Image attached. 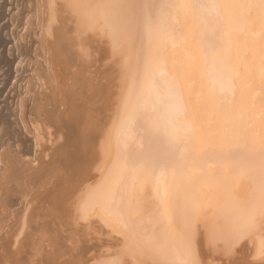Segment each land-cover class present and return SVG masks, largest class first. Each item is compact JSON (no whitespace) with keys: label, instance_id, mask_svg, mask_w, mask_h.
Instances as JSON below:
<instances>
[{"label":"bare ground","instance_id":"6f19581e","mask_svg":"<svg viewBox=\"0 0 264 264\" xmlns=\"http://www.w3.org/2000/svg\"><path fill=\"white\" fill-rule=\"evenodd\" d=\"M33 1L18 113L51 144L37 167L3 158L0 264L264 262V0Z\"/></svg>","mask_w":264,"mask_h":264},{"label":"rangeland","instance_id":"374dc122","mask_svg":"<svg viewBox=\"0 0 264 264\" xmlns=\"http://www.w3.org/2000/svg\"><path fill=\"white\" fill-rule=\"evenodd\" d=\"M29 1H33V0H0V134L2 135V136L0 135V180L1 179L3 180L4 178H6V173H4L6 159L4 161L3 158H7V156L10 155V153H14V152L16 153L18 151V146L21 145V148H19V150H22L23 154H24V155L23 154L21 155V161H24V160L28 161V162H30V166L37 167L39 164L42 165V164H44V161L46 162L48 160V159H43V153H42V155H40L39 151H41L42 149H44V147L51 144V143L47 142V143H49L47 145V143L45 142V141H47L48 138L46 136L45 131L43 130L44 129L43 127H39L40 128L39 129L40 133H39L38 130L35 129V125L32 122L31 123L28 122V124L30 126H27L28 125L27 123H25L23 125L22 123H20V120H19L20 114L18 113V110H19L18 104H19L20 100H22V98L25 96L24 90H26L25 89L26 82L28 80H30V77H33L35 75L34 74L35 72L33 70L34 68H32L33 71L29 69L30 63L28 66H26L27 59L19 56V54L17 53V45L20 42L22 43V41L20 40V37L24 34V31H25L24 29L26 26L27 19H29L31 16V14L28 13L29 9H30V5H28L30 3ZM34 1H35V3H34L35 7H38V6L40 7V3H42L41 5L43 6V0H34ZM27 2H29V3H27ZM142 2H144V0H142ZM156 8H157V6H156ZM152 10L153 11L155 10V5L152 6ZM13 31H14V36H12ZM36 37L34 38V41L38 40L39 35H37ZM17 38H19V39L17 40ZM90 39H91V41L94 40L93 46H95L97 48V52L95 54V57L91 59L92 61H95L94 62L95 68H96L95 75H96V72H98L97 77L99 79H101L100 82H102V83L105 82L108 79V77H110V79L107 82H111V84L114 85L113 94H114V97L116 99L117 90L119 88V82L122 80V78L120 76L118 67L115 65V60H114L113 56L112 57L110 56V54H107V56L105 57V53L101 49L102 48L108 49V44L105 45L103 42L100 41L101 38H100L99 34H97V33L91 34ZM107 52H109V50ZM43 54H44V57H43ZM41 55H42V58H45V59H43V67H44L43 70H45L46 72L49 71L48 73L50 74L49 67L51 64L46 61L47 60L46 58L48 56H47L46 52H44V51H42ZM33 61L35 62L34 56H33L32 61H31V65L34 66L35 63ZM45 64H47L48 66ZM35 66L34 67L37 68V65H35ZM39 66L41 67V65H38V68H39ZM188 76H190V74ZM191 76L188 78H191ZM196 77H197V75H196ZM196 77L194 76L195 80L193 81L194 83H192L194 85H195V83H199V80H200L199 79L197 82L198 77L197 78ZM33 78L35 79V81L32 80L31 82L34 85H36L34 88H35V90H37V89H39V88H37V86H39V84H38L37 78H35V77H33ZM246 78H249V75ZM246 78L245 77L242 78V79H244V82H245V84L243 82L244 86H246V84H247ZM255 79H256V77H254V80ZM254 80H253V77L250 76V80H249L248 84H251V86L247 84L248 87L251 89L253 87V84H254V88H252V90L255 89L258 91V93L260 92L261 89L264 91V86L260 87L261 89L258 88V85H261V84L260 83L257 84V81L255 80L256 81L255 82ZM257 80H258V78H257ZM191 82H192V80H191ZM255 84H256V86H255ZM262 84L264 85V83H262ZM196 85H198V84H196ZM45 93L47 94V92H45ZM79 103L81 104V106H84L83 100H82V102H79ZM116 110H117V106L115 104L114 111H116ZM25 127L26 128L30 127L29 128L30 131H29V129H26ZM4 128L5 129L7 128L6 129L7 131ZM1 131L3 133H1ZM5 131H6V133H4ZM7 132H9L10 134ZM37 132L39 133L38 135H37ZM3 135H5V136L3 137ZM41 137L42 138L45 137V138L42 139ZM17 141H18V143H17ZM35 141H37V142H35ZM23 143H24V145H23ZM23 149H25L26 151ZM7 152H8V154H7ZM4 155H6V157ZM1 167H3V168H1ZM1 169H3V170H1ZM219 200L216 198L210 199L211 202L214 201L213 202L214 204H215V202H218ZM212 206H210L211 208L209 207L207 209V211H210V210L213 211L215 206H213V208H212ZM213 217L214 216H212L211 218H213ZM216 218L217 217L215 216L214 219H216ZM6 221L7 220H5L4 217H0V228L2 226H5ZM39 223H41V222L39 221ZM49 227H50V229L48 228V226H47V229L44 228V231L48 232L50 234L49 230L54 231V224L52 222H50ZM262 229H263V227H262ZM261 232L263 233L264 230H261ZM177 233H178V229H177ZM77 236L82 237L83 235L80 234ZM66 238L68 240L67 236L65 237V239ZM249 238H250V233L248 232V234H246L245 239H249ZM247 242H248V240L246 241L243 239V241H241L238 246L242 245L243 243H245L244 245L246 246ZM215 244H216V248H218L217 242ZM247 244L249 245V246L247 245L248 251L246 253L244 252L245 254L242 253L244 255H247L248 252L249 253L253 252L254 245L249 243V242ZM63 245H65V246L69 245V247H70L69 242H67L66 244L63 243ZM220 245L221 244L219 243V246ZM236 248H239V247H236ZM229 251H230V253H228V255H230V256H228V257H232L235 255L234 254L235 252L234 251L232 252V249ZM231 252L233 253L232 256H231ZM239 255L237 254V256H239ZM215 256H216V253H215L214 257ZM217 257L218 256H216L215 261L219 260ZM253 257L252 256L249 257L248 260L254 262L255 259ZM238 259H239V257H238ZM252 259H254V261ZM44 260H43V262H44ZM46 260H47V258H46ZM46 260H45V262L47 263ZM263 263L264 262L262 260H260L257 263L255 261L254 264H263ZM172 264H175V263H172ZM191 264H193V263H191ZM202 264H206V263H202Z\"/></svg>","mask_w":264,"mask_h":264}]
</instances>
